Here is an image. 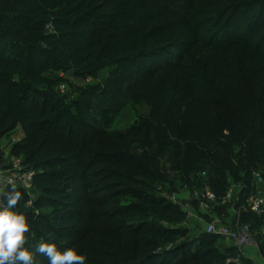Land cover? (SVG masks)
Masks as SVG:
<instances>
[{
  "label": "trees",
  "instance_id": "obj_1",
  "mask_svg": "<svg viewBox=\"0 0 264 264\" xmlns=\"http://www.w3.org/2000/svg\"><path fill=\"white\" fill-rule=\"evenodd\" d=\"M184 12L196 16L198 29L208 34L206 40L213 50H233L235 55L243 51L248 67L264 65V0H0V140L13 124L21 126L24 138L10 154L25 157L24 165L33 174L32 191L38 194L32 199L17 188L24 197L17 207L31 206V211L23 212L31 229L26 247L34 249L44 242L61 251L68 248L64 240L75 238L80 230L76 232V220L92 217L81 208L93 204L88 195L94 188L92 180L98 177L95 163L119 165L141 179L154 181L159 160L168 149L181 162L187 183L209 166L213 171L209 188L217 200L225 198L231 180L243 186L238 206L246 205L254 172L264 158V84L250 87L239 111L218 115L211 150L200 146V119L199 130L190 139L170 140L172 131L163 124L181 115L187 101L183 93L159 104L152 112L158 124L149 126L154 148L145 159L110 147L98 149L101 127L84 121L86 103L76 101L71 113L58 102L61 97L42 89L51 71L93 78L110 66L135 72L141 60L170 58L174 52L181 56L173 46L135 52V45L142 36L161 34L164 21ZM153 76L151 70L135 81L134 93L143 90ZM117 80V76L107 80L105 90L122 84ZM88 95L93 94L82 96ZM234 147L242 153L236 162L231 154ZM259 179L264 185V177ZM125 182H132L129 175L124 183L105 185L94 193L97 196L110 188L134 202L117 208L111 194L98 199L95 206L104 210L98 219L104 220L108 236L95 234L88 249H102L115 264H234L228 260L238 255L237 249L219 248L208 237H217L214 235L206 236L208 240L198 246L184 242L168 248L175 238L183 237L171 226L182 225L186 214L167 199L133 190ZM65 204L69 206L60 215L43 213ZM256 217L243 212L241 225L250 226ZM68 226L73 233H67ZM87 230L83 236L88 235ZM35 264L49 262L37 254Z\"/></svg>",
  "mask_w": 264,
  "mask_h": 264
},
{
  "label": "rangeland",
  "instance_id": "obj_2",
  "mask_svg": "<svg viewBox=\"0 0 264 264\" xmlns=\"http://www.w3.org/2000/svg\"><path fill=\"white\" fill-rule=\"evenodd\" d=\"M189 14L184 12L174 19L164 21L161 24V34L155 35V38L142 36L135 45V52L142 49L158 51L173 46L182 52L181 56L178 57L174 52L170 58L162 59L158 56L156 60H141L136 65L135 72L119 71L115 66H110L93 78L73 72L51 71L46 74L47 82L42 89L61 97L58 102L71 113H74L71 106L73 103L82 100L86 103L84 121L101 127V134L97 138L99 144L96 143L98 149L110 147L141 159L148 158L154 148L153 133L149 131V126L158 122L152 114L153 110L169 98L183 93L187 101L181 115L172 122L163 124L172 131L170 140L173 141L176 137L181 141L190 139L193 136L191 133L199 130L197 121L200 119V146L204 150H211L214 147L212 131L218 115L225 111L237 112L242 108L250 87L264 84V65L248 67L245 62L247 54L243 51L235 55L233 50H213L206 40L208 34L198 29L196 16ZM151 70L154 76L148 80L143 90L135 94L133 83L145 78ZM115 76L118 77L117 82L122 84L105 90L107 80ZM89 92L93 95L86 98L82 96L83 93ZM23 138L21 126L13 124L12 129L0 140V173L30 172V168L24 165L23 155L10 154L12 147ZM231 154L235 162L242 157L239 147H234ZM93 167L98 168V177L92 180L94 188L88 195V202L92 201L93 204L88 208H81L92 214V217L82 216L79 221L76 220V232L80 229L77 236L64 240L68 248L75 247L79 254L87 257L85 264H115L102 249L97 248V252L93 251V248L88 249L89 244L93 245L91 242L96 236H108L104 220L98 219L104 210L95 206V203L107 194L113 195L111 200L117 208H123L134 200L123 192L114 194L110 188L97 196L94 193L105 185L124 183L128 175L132 179L130 183L125 182L128 187L165 198L186 214L182 225L171 226L180 230L183 237L175 238L168 248L184 242L198 246L201 241H207L206 228L211 221L227 228L242 224L241 215L246 211V205L238 206L241 183L229 180L227 192H232L231 198L212 203L206 197V193L211 192V167L206 166L203 172L192 176L190 183H187L183 178L181 162L174 157L170 149L160 158L154 181L141 179L119 165L95 163ZM92 171L94 172V169ZM254 173L253 185L256 186L259 184L258 179L264 177V158H261ZM29 195L36 199L38 194L31 190ZM116 195H119L118 198ZM68 206L65 204L55 210L44 209L43 213L48 216L60 215ZM15 210L23 213L31 211V206H18ZM83 222L88 223V227H83ZM250 226L257 247L244 249L239 264H264V216L256 217ZM69 227L71 228L68 226V229ZM86 228L88 235L83 236ZM67 233L73 232L69 229ZM208 237L219 248H227L228 242L225 238Z\"/></svg>",
  "mask_w": 264,
  "mask_h": 264
},
{
  "label": "clouds",
  "instance_id": "obj_3",
  "mask_svg": "<svg viewBox=\"0 0 264 264\" xmlns=\"http://www.w3.org/2000/svg\"><path fill=\"white\" fill-rule=\"evenodd\" d=\"M0 184L11 185L8 191L0 187V264H35L37 254L47 257L49 264H85L87 257L75 247L61 251L55 244L44 242L34 249L26 247L30 225L27 217L15 210L24 197L11 180L0 179Z\"/></svg>",
  "mask_w": 264,
  "mask_h": 264
},
{
  "label": "built area",
  "instance_id": "obj_4",
  "mask_svg": "<svg viewBox=\"0 0 264 264\" xmlns=\"http://www.w3.org/2000/svg\"><path fill=\"white\" fill-rule=\"evenodd\" d=\"M0 179L4 181L11 180L16 188L24 190L27 194L32 190V172L21 173L18 171H12L8 173H0ZM255 174L253 175L254 179ZM259 184L253 186L250 196L248 197L246 203V211L255 214L257 217L264 215V185L261 183V180L258 179ZM0 187H4L6 191L8 188H11V185L0 184ZM241 189L243 186L240 185ZM232 192H227L225 199L231 198ZM206 197L212 203H216L218 200L213 192L206 193ZM207 235H214L217 237H223L226 241L230 242L233 247L238 251V255L230 259L229 263L239 264L242 251L244 249H254L257 247V242L251 234V228L249 225H237L234 228H227L225 226L219 225L216 221H211L206 228Z\"/></svg>",
  "mask_w": 264,
  "mask_h": 264
},
{
  "label": "crops",
  "instance_id": "obj_5",
  "mask_svg": "<svg viewBox=\"0 0 264 264\" xmlns=\"http://www.w3.org/2000/svg\"><path fill=\"white\" fill-rule=\"evenodd\" d=\"M228 242V241H227ZM231 247H233V245L230 243V242H228V245H227V248H231ZM235 248V247H234ZM241 256H242V254H241Z\"/></svg>",
  "mask_w": 264,
  "mask_h": 264
}]
</instances>
